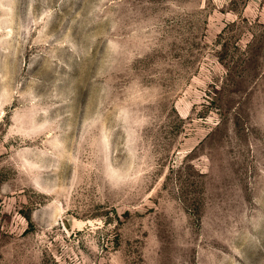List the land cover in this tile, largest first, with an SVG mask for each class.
Returning <instances> with one entry per match:
<instances>
[{"label": "rangeland", "instance_id": "1", "mask_svg": "<svg viewBox=\"0 0 264 264\" xmlns=\"http://www.w3.org/2000/svg\"><path fill=\"white\" fill-rule=\"evenodd\" d=\"M0 264H264V0H0Z\"/></svg>", "mask_w": 264, "mask_h": 264}, {"label": "water", "instance_id": "2", "mask_svg": "<svg viewBox=\"0 0 264 264\" xmlns=\"http://www.w3.org/2000/svg\"><path fill=\"white\" fill-rule=\"evenodd\" d=\"M65 225H66L67 228L69 227V225L66 222H65Z\"/></svg>", "mask_w": 264, "mask_h": 264}]
</instances>
